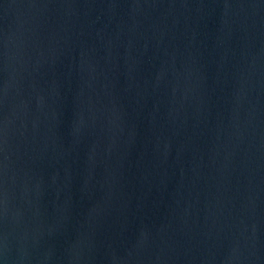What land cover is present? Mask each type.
Instances as JSON below:
<instances>
[{"label": "water", "instance_id": "1", "mask_svg": "<svg viewBox=\"0 0 264 264\" xmlns=\"http://www.w3.org/2000/svg\"><path fill=\"white\" fill-rule=\"evenodd\" d=\"M0 264H264V0H0Z\"/></svg>", "mask_w": 264, "mask_h": 264}]
</instances>
